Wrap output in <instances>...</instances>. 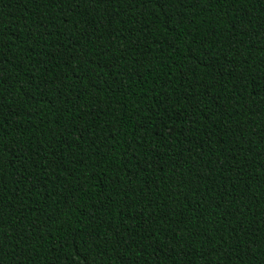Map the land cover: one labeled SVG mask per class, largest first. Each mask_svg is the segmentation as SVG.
Instances as JSON below:
<instances>
[{
	"label": "trees",
	"instance_id": "1",
	"mask_svg": "<svg viewBox=\"0 0 264 264\" xmlns=\"http://www.w3.org/2000/svg\"><path fill=\"white\" fill-rule=\"evenodd\" d=\"M0 264H264V0H0Z\"/></svg>",
	"mask_w": 264,
	"mask_h": 264
}]
</instances>
